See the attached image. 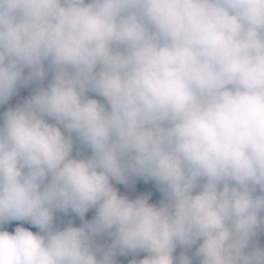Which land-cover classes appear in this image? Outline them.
Wrapping results in <instances>:
<instances>
[{"label":"clouds","instance_id":"9594fccd","mask_svg":"<svg viewBox=\"0 0 264 264\" xmlns=\"http://www.w3.org/2000/svg\"><path fill=\"white\" fill-rule=\"evenodd\" d=\"M30 84L0 113V264H264V0H0V108Z\"/></svg>","mask_w":264,"mask_h":264},{"label":"trees","instance_id":"16d2710c","mask_svg":"<svg viewBox=\"0 0 264 264\" xmlns=\"http://www.w3.org/2000/svg\"><path fill=\"white\" fill-rule=\"evenodd\" d=\"M37 84H30L26 87H21L17 94L14 95L2 108H0V113L7 111L10 107H15L17 104L23 103L30 95H32L35 90L37 89ZM96 98V97H94ZM118 189L121 191V194L128 195L130 199H135L137 196L149 194L151 195L150 202L152 203H159L162 200L163 195L159 191V187L155 184L154 181H147L145 182L139 178H133L129 185H116ZM95 214V210H91L85 217V219H92ZM71 220L75 226H81L82 221L78 216H75L72 213L67 214L66 216L61 214L58 217V222L61 226H66L68 221ZM22 222H13L11 226H9L6 230L13 231L15 226H21ZM25 227H29L30 230L36 231V229L31 228L27 224H23ZM99 243H108L109 239L104 237ZM255 242L258 243L261 247L264 245V231H262L258 236L255 238ZM183 251L182 249H177L176 255H179ZM195 249L189 251V254H194ZM144 254H140V258H143Z\"/></svg>","mask_w":264,"mask_h":264},{"label":"rangeland","instance_id":"374dc122","mask_svg":"<svg viewBox=\"0 0 264 264\" xmlns=\"http://www.w3.org/2000/svg\"><path fill=\"white\" fill-rule=\"evenodd\" d=\"M264 247V245L262 246ZM140 257H137L135 255L129 254L127 256H118L117 257V264H131V261L133 259H138Z\"/></svg>","mask_w":264,"mask_h":264}]
</instances>
